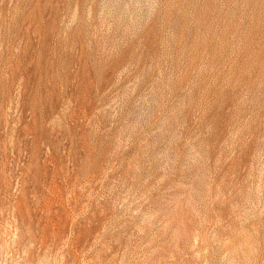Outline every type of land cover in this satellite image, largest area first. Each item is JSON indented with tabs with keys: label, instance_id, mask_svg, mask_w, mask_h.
<instances>
[{
	"label": "rangeland",
	"instance_id": "1",
	"mask_svg": "<svg viewBox=\"0 0 264 264\" xmlns=\"http://www.w3.org/2000/svg\"><path fill=\"white\" fill-rule=\"evenodd\" d=\"M0 264H264V0H0Z\"/></svg>",
	"mask_w": 264,
	"mask_h": 264
}]
</instances>
